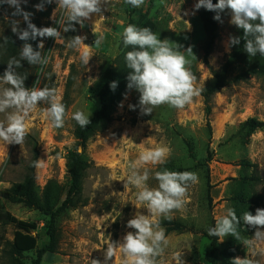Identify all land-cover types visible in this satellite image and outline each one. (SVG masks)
<instances>
[{"label": "rangeland", "instance_id": "obj_1", "mask_svg": "<svg viewBox=\"0 0 264 264\" xmlns=\"http://www.w3.org/2000/svg\"><path fill=\"white\" fill-rule=\"evenodd\" d=\"M197 2L145 0L142 6L134 8L125 0H110L108 5H102L103 17L93 14L85 20L83 28L76 24V31L64 33L56 23L63 14L56 0L52 3L21 0V8L32 14L33 24L38 28L56 27L64 38L60 42L51 37L43 39L41 52L48 63L42 70L37 67L33 85L39 78L37 87L55 88L61 101L67 102V117L63 127H53L41 112L48 105L41 103L26 122L29 133L22 145H6L0 140V264H31L37 251L49 242L50 217L20 202V187L35 147L39 148L41 160L35 173L38 195L41 198L46 193L49 195L46 191L49 188L57 198L52 199V203L61 204L70 188L68 154L77 149L90 163L74 206L56 221V252L46 255L41 264H92V260L113 264L114 258L105 261L109 241H121L127 232L135 231L127 227V221L137 212L148 214L136 199L137 190L132 186L124 187L128 164L140 152L159 146L169 148L170 155L163 165L146 166L153 176L165 168L191 171L197 173L199 182L189 188L184 209L174 211L171 220L160 218L169 245L158 259L171 264L173 254L181 252L184 264H209L206 256L213 236L208 235V229L215 226L216 217L234 208L241 220L240 238L227 235L222 242L218 238L217 264H232L236 257H248L255 264H264V239L254 240L255 232L264 231V226L250 227L242 219L246 211L254 215L257 208L264 209V128L251 135L241 129L249 118L264 122V76L235 82V76L243 69L242 65H236L229 74L230 82L213 97L209 117L201 94L182 109L163 104L151 114H143L139 108L140 94L132 89L115 107L113 121L90 138L85 150L78 148L74 135L78 123L71 118L72 114L83 111L91 114V118L98 110L103 73L123 51L122 33L134 10L148 15L152 31L161 40L179 45L180 51L192 49L196 59L188 57L192 61L191 71L197 77L196 86L204 88L212 79V72L218 70L231 53L230 38L237 37L239 28L230 23L231 11L227 9L218 24L214 50L208 63H204L202 48L206 38L200 20L201 8L194 10ZM37 4H43L44 10L38 11ZM14 12V8L0 2V39L13 33V21H19L20 29L26 28L23 17L13 15ZM94 33L104 37L99 47L95 46ZM14 35L22 47L25 41ZM76 35L86 36L84 43L91 47L88 50L92 57L85 66L80 60L84 49L76 51L66 46ZM5 120L6 113H0V121ZM147 183L150 187L158 186L154 178ZM239 194L244 202L238 201ZM166 222L179 229L167 232ZM29 225L35 226L32 235L37 240V248L20 256L11 254L16 231ZM245 240L254 242L245 246Z\"/></svg>", "mask_w": 264, "mask_h": 264}, {"label": "clouds", "instance_id": "obj_2", "mask_svg": "<svg viewBox=\"0 0 264 264\" xmlns=\"http://www.w3.org/2000/svg\"><path fill=\"white\" fill-rule=\"evenodd\" d=\"M0 2L14 8L13 15L22 16L27 25L26 28L20 29L19 21L12 22V32L25 43L20 49L19 59L10 58L3 75H0V113H6V120L0 121V140L6 145H22L29 133L26 122L41 103L48 105L41 112L53 127H63L67 117L66 105L61 101L55 88L37 87L39 78L31 88L26 87L27 76L17 72L18 68H22L21 61L39 66L41 70L48 63V58L27 41L41 38L37 49L42 50L44 38L51 37L56 42L64 38L56 27L38 28L33 24L30 19L32 14L21 8V0ZM144 2L145 0H125V3L134 8H139ZM47 3H52V0H47ZM56 3L57 8L63 10L61 18L56 23L64 33H67L70 30L76 31V24L83 28L85 20L90 19L93 14L103 17L105 9L102 5H108L110 0H56ZM35 7L38 11L44 10L43 4H37ZM200 8L217 13L214 19L218 21L221 20L220 13L225 9L230 10V23L243 30L246 53L253 57L258 53L264 56V0H218L215 4L212 0H198L194 10ZM4 39L6 41L8 38ZM85 39L86 36L76 35L71 37L66 45L76 51L84 49L80 53V60L84 66L92 57L88 50L91 47L84 43ZM103 40V35L96 36L95 46L99 47ZM122 43L125 48L131 46L133 49L125 54L126 67L130 69L127 88L139 92V108L143 114L149 115L154 108L163 104L182 109L190 104L195 96L200 95L202 89L196 86L197 77L191 71L192 61L188 58L192 56L196 59L190 47L186 51H180L179 45L167 39L161 40L159 35L148 27L140 28L134 24H128L124 28ZM239 43V37L230 38L231 45ZM116 86V82L110 85L113 90ZM90 115L76 111L71 118L83 128L91 123ZM169 155V148L159 146L140 152L138 157L128 164V174L123 179L124 187L126 189L132 186L137 190L136 199L148 210V214L137 212L134 218L127 221V227L135 231L127 232L121 241H109L105 261L114 258L113 264H164L163 260L158 258L164 255L169 239L165 229L161 227L160 218L171 220L174 211L184 209L189 188L199 182L197 173L191 171L178 172L165 168L156 171L153 176L146 166L163 165ZM35 166H41V160H38ZM150 178L158 182L157 187L148 185ZM242 219L245 225L258 229V226H264V209L257 208L254 215L246 211ZM240 222L235 209L228 208L226 214L216 217L215 226L208 229V235L219 238L221 242L227 235L239 239ZM262 239L264 231L257 230L254 240ZM253 242L245 240L244 245L251 246ZM173 261L175 264H184L181 252L173 254L171 264ZM92 264H100V261L92 260ZM232 264H255V261L248 257H236Z\"/></svg>", "mask_w": 264, "mask_h": 264}, {"label": "trees", "instance_id": "obj_3", "mask_svg": "<svg viewBox=\"0 0 264 264\" xmlns=\"http://www.w3.org/2000/svg\"><path fill=\"white\" fill-rule=\"evenodd\" d=\"M212 2L215 4L218 0H212ZM226 10L227 9L220 13V17H222ZM216 15L217 13L215 12L201 8L200 20L206 38L202 48L204 53V63H208L209 56L212 54L215 43L218 39V24L220 20L218 21L214 19V16ZM129 24H134L140 28L148 27L153 30V24L148 18V15L141 11L134 10L130 13ZM5 37L8 38L6 41L4 38L0 39V75H3L10 58L16 57L19 59L21 49L14 33H10ZM237 37L240 38V43L232 45L231 53L228 55L224 64L218 70L212 72V79L204 86L200 93L204 99L206 114L208 117L212 114L213 97L230 82L228 79L229 74L233 71L236 65H242L243 69L237 76H235V82L245 81L251 76H264V56H261L258 53L253 57L246 53L244 50L245 41L243 39L242 29H238ZM30 41L34 49L41 51V49H37L39 38ZM130 50H133L131 46L128 48L124 47L121 54L114 59L113 64L105 69L103 73V86L99 93V108L90 118L91 123L87 127L82 128L78 125L75 129L74 135L77 139L78 148L81 147L85 150L90 138L94 134L100 132L106 124L113 121L115 107L121 102L125 95L132 90L127 88V76L130 69L126 67L125 62V54ZM21 63L22 68H18L17 72L21 75L27 76L25 86L31 88L34 79L36 78L38 66L29 65L27 61H21ZM112 82H116L117 84L114 90L110 87ZM64 104L67 106V102H64ZM262 128H264V122L255 118H249L241 125V129L246 130L250 135L256 130ZM38 160L39 148L35 147L33 149V156L28 168L27 176L21 185V190L19 192L21 197L20 202L24 203L27 207L50 217V222L47 226L49 242L37 251V257L31 264H41L46 255L56 252L58 245V236L55 226L56 221L64 211L74 206L75 197L81 193L86 171L90 167V163L84 153H81L76 149L68 154L67 167L70 174V188L66 199L59 204L58 201H53L52 203L51 200L57 198L55 194L49 192V188L46 190L49 195L46 193L44 198H41L38 195L35 174L37 167L35 165ZM253 180L259 181V178H254ZM238 199V201L244 202V199L240 197V194L238 195ZM165 225L168 227L167 232L179 229L178 226H171L169 222H166ZM33 230H35V226L29 225L21 227L16 231L11 245V254L20 256L25 252H31L37 248V240L35 236L32 235ZM218 249V238L213 236L211 238V250L206 256L209 264H217L216 254Z\"/></svg>", "mask_w": 264, "mask_h": 264}]
</instances>
